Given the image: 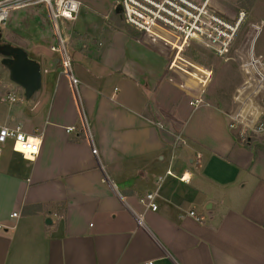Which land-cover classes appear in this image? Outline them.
I'll list each match as a JSON object with an SVG mask.
<instances>
[{
	"label": "crops",
	"instance_id": "0c3cea01",
	"mask_svg": "<svg viewBox=\"0 0 264 264\" xmlns=\"http://www.w3.org/2000/svg\"><path fill=\"white\" fill-rule=\"evenodd\" d=\"M81 1L76 18L63 22L80 103L45 5L10 12L0 25V50L22 49L41 73L27 96L0 51V125H20L41 142L33 160L9 143L2 149L0 264H264V132L243 141L229 127L233 100L226 105L203 92L204 101L191 105L190 88L210 75L206 68L170 72L160 45L120 26L114 0ZM209 2L236 12L228 0ZM165 82L186 92L175 108L159 96ZM150 191L156 210L140 200Z\"/></svg>",
	"mask_w": 264,
	"mask_h": 264
},
{
	"label": "built area",
	"instance_id": "2783aa9c",
	"mask_svg": "<svg viewBox=\"0 0 264 264\" xmlns=\"http://www.w3.org/2000/svg\"><path fill=\"white\" fill-rule=\"evenodd\" d=\"M39 2L47 7L56 39L54 49L59 54L62 72L69 79L71 89L80 103V81L74 73L73 58L68 45L69 36L63 29V22L76 18L83 4L81 0H0V25L6 23L12 10ZM73 5H76L75 9ZM114 6L124 21L138 30L144 40L168 48L166 54L170 59L169 71L181 76H188L187 70L182 65L189 66V64L182 61L178 65L176 59H180L188 47L195 43L224 57L238 39L242 25L247 18L244 9L238 8L233 16H229L217 10L209 0L202 2L194 0H114ZM260 30L261 27L257 24L250 23V29L244 35L240 47L235 49L236 54L242 60L241 67L244 70L246 82L244 87L238 88L232 97L236 108L228 116L229 127L238 130L243 141L247 139L248 132L253 136L264 132V63L261 57L254 54V43ZM208 82L209 75H206L199 81L197 87L190 88L191 105L196 106L204 101L201 94ZM180 88L189 92L182 86ZM8 99L16 100L11 95H8ZM81 125L86 138L91 143L93 154L98 156L92 129L84 114L81 117ZM75 129L73 125L67 126L69 132ZM8 143L15 152L30 160H33L39 153L41 146L40 138L24 131L20 125L15 127L0 125V158L3 147ZM166 173L172 175L171 170H167ZM104 176L117 193L115 183L108 176ZM179 178L189 181L186 174ZM119 196L124 206L129 209L126 198L121 194ZM156 196L155 191H150L140 200L152 210H156L158 207ZM17 215V212L11 214V216ZM188 215L198 221L203 220V217L194 210H190ZM134 216L139 226L146 227L141 214L134 213ZM3 228L6 227L0 224V229ZM146 264H152V262Z\"/></svg>",
	"mask_w": 264,
	"mask_h": 264
},
{
	"label": "rangeland",
	"instance_id": "374dc122",
	"mask_svg": "<svg viewBox=\"0 0 264 264\" xmlns=\"http://www.w3.org/2000/svg\"><path fill=\"white\" fill-rule=\"evenodd\" d=\"M228 2L232 3L231 5L235 10L241 8L247 13V18L242 25L238 35L239 37L229 52L224 57H221L213 51L193 43L180 56L181 61L185 64H189V66H191V64L196 63L208 70L210 74L209 82L204 88V96L226 105L230 104L237 89L244 87L246 82V76L244 75V70L241 67L242 60L236 54L235 49L240 47L244 35L250 29V23H255L261 27L258 37L254 43V54L261 57V60L264 63V0H228ZM38 4L45 5L42 2L34 3L16 8L12 10L11 13L16 12L17 9L31 7ZM155 44L158 45V43ZM161 48L165 53H167V47L164 48L161 46ZM163 86L164 87L159 91V96L168 98V100H166L167 102L165 101V104H169L170 107L175 108L178 106L177 103L179 104L181 101L186 100V92H180L178 89L172 87L169 82H165ZM187 95L189 96L190 94L187 92ZM234 108H236L235 103Z\"/></svg>",
	"mask_w": 264,
	"mask_h": 264
},
{
	"label": "water",
	"instance_id": "95a60500",
	"mask_svg": "<svg viewBox=\"0 0 264 264\" xmlns=\"http://www.w3.org/2000/svg\"><path fill=\"white\" fill-rule=\"evenodd\" d=\"M0 51L5 55L3 62L10 70L11 79L23 85L27 96H30L41 84L39 65L20 48L8 46Z\"/></svg>",
	"mask_w": 264,
	"mask_h": 264
},
{
	"label": "trees",
	"instance_id": "16d2710c",
	"mask_svg": "<svg viewBox=\"0 0 264 264\" xmlns=\"http://www.w3.org/2000/svg\"><path fill=\"white\" fill-rule=\"evenodd\" d=\"M119 20H120V26L123 27L125 30H127L129 33L135 34V35H139V31L136 30L135 28H133L132 26H130L129 24H127L124 19L122 18V16L119 15Z\"/></svg>",
	"mask_w": 264,
	"mask_h": 264
},
{
	"label": "clouds",
	"instance_id": "9594fccd",
	"mask_svg": "<svg viewBox=\"0 0 264 264\" xmlns=\"http://www.w3.org/2000/svg\"><path fill=\"white\" fill-rule=\"evenodd\" d=\"M76 5H73V8L75 9Z\"/></svg>",
	"mask_w": 264,
	"mask_h": 264
}]
</instances>
